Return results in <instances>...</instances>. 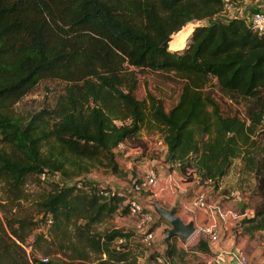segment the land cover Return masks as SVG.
Returning <instances> with one entry per match:
<instances>
[{
    "label": "trees",
    "instance_id": "obj_1",
    "mask_svg": "<svg viewBox=\"0 0 264 264\" xmlns=\"http://www.w3.org/2000/svg\"><path fill=\"white\" fill-rule=\"evenodd\" d=\"M241 1L0 0V264H138L132 233L94 231L128 213L127 195L84 176L99 167L118 174L115 148L146 125L161 132L166 162L195 167L198 180H217L241 156L262 198L244 231H264V147L260 160L250 151L264 117V35L244 18L220 17ZM142 71L183 80L168 110L151 93L135 97ZM211 78L248 100L245 120L221 114L203 91ZM46 79L64 83L54 103L17 116ZM30 177L47 188L34 213L19 215ZM184 255L171 242L164 264H203Z\"/></svg>",
    "mask_w": 264,
    "mask_h": 264
},
{
    "label": "rangeland",
    "instance_id": "obj_2",
    "mask_svg": "<svg viewBox=\"0 0 264 264\" xmlns=\"http://www.w3.org/2000/svg\"><path fill=\"white\" fill-rule=\"evenodd\" d=\"M257 1L244 5L228 6L225 10L226 15L237 14L240 8H243L245 11H251L252 8L257 7V4L263 5L264 3V0ZM260 9L264 10L263 7ZM221 18H225V16L222 14ZM184 40L183 34L176 36V44ZM137 78L138 81L135 89V97L137 99L143 100L146 98L147 93H151L163 101L166 110L177 102L181 83L183 82L181 78L172 73L158 74L152 71H142ZM63 84L60 81L52 79L41 81L15 106L14 112L17 116H25L27 113L37 111L40 107L52 105L55 98L62 92ZM203 91L209 93L215 100L223 116H237L245 120L247 99L223 93L214 78L209 80ZM160 135L162 134L159 129L154 127L149 128L146 125L138 133V140L126 141L123 143V146L118 145L115 148L116 161L120 170L118 174L112 173L109 169L99 167L92 169L88 175L84 176V178L95 180L100 186H109L112 190L120 191L127 195L128 198L135 197L140 204L151 212L153 220L150 224V229L154 230L155 237L153 244L149 248H146L140 242V235L134 230V217L129 213L123 215L118 213L112 218L94 225L96 233H103L114 228H120L128 233H132L133 236L127 244L138 264H161L164 259L163 255L166 246L164 242L165 231L171 226L157 214L153 204L166 206L165 208L167 209L172 208L168 206L173 204L177 215L180 211L186 213L183 217L178 216L181 219L183 218L182 220L185 223H188L189 221H193V216L198 210L201 211L194 204L190 205V201L195 197L193 189H196L197 185H203L202 189L208 191L207 199L211 205L225 211H235L239 214L247 212L251 215L250 211L254 213L255 208L262 202L256 173L247 167L248 165L244 163L241 156L233 159L226 174L217 180H198L195 167L189 166L187 170L183 171L177 166H170L166 162V146L163 144ZM252 139L254 144L250 151L257 160H260L264 147V117ZM149 167L155 169L159 182L160 179H163L161 180V192L157 197L152 196L148 191H141L139 193L132 191L133 183L142 179L145 170ZM173 172L177 176V179L174 181L172 180ZM168 176H171L169 182ZM175 181L179 184L193 181L191 185L185 187L182 201H180L179 186L174 184ZM45 188L47 187L38 183L36 179L32 177L28 178L23 186V197L18 202L19 204L16 206L15 213L19 215L34 213L36 210L35 204L38 199L37 196ZM164 188H166V191H163ZM170 189H172L173 194L170 193ZM4 190L3 184L0 183V197L2 198H5L6 195ZM166 194L176 195V197L171 200L172 202H169ZM126 204L127 201L123 205ZM10 211L12 212V210ZM242 219H230L227 228L222 224L220 225V243L227 242L233 244L234 247L238 245L237 248L240 249V246L248 257H250L251 253L257 256L259 251L263 249L264 231H255L252 234L246 233ZM200 224L202 223H198V227L195 225V234L188 240H181L177 236L169 238L170 243L174 242L178 249L184 250V258L190 263L202 261V249L199 247L200 240L204 242L203 246L208 248L207 254L209 253L210 244L200 231Z\"/></svg>",
    "mask_w": 264,
    "mask_h": 264
},
{
    "label": "built area",
    "instance_id": "obj_3",
    "mask_svg": "<svg viewBox=\"0 0 264 264\" xmlns=\"http://www.w3.org/2000/svg\"><path fill=\"white\" fill-rule=\"evenodd\" d=\"M257 0H242L241 5L255 2ZM258 2V1H257ZM228 6H233L231 3H226L224 8L220 14H223L225 18L224 20L232 17L239 16L244 18L246 24L258 35H264V10L260 9L261 6L257 4L256 8H252L251 11H245L243 8L238 10V13H232L231 15H226V9ZM119 146H123V143L118 144ZM43 177V176H42ZM162 186L160 185L157 173L154 168L149 167L144 172V177L133 183L132 191L141 192L148 191L152 196L157 197L161 192ZM207 190L201 189L197 191L195 197L193 199V204L197 209L206 210V211H215L216 215L223 222L228 223L231 220H240L241 218L251 217L253 212L250 211L249 215L247 212L243 214H239L235 211H225L220 208H215V206L211 205L207 199ZM128 213L134 217V230L136 233L140 235V242L146 248H149L153 242L155 237L154 230L150 229V224L152 223L153 217L151 212L145 208L142 204L138 202L135 197L128 198ZM151 206V205H150ZM203 236L207 238L208 242L214 243L219 241L220 231L219 227L215 223H208L203 225L200 228ZM123 239L119 238L116 240V243H122ZM262 247L264 248V239L262 241ZM30 247H26V251H29ZM227 257L232 258L236 264H249V259L246 254L241 249H230L225 251ZM221 255V253H220ZM219 254L213 252L209 248L208 254H203V264H223L219 257ZM41 261H46V257H41ZM165 263V259L161 262V264Z\"/></svg>",
    "mask_w": 264,
    "mask_h": 264
},
{
    "label": "crops",
    "instance_id": "obj_4",
    "mask_svg": "<svg viewBox=\"0 0 264 264\" xmlns=\"http://www.w3.org/2000/svg\"><path fill=\"white\" fill-rule=\"evenodd\" d=\"M261 7L264 8V5H262ZM167 178H168V182H169V179H171V176H168ZM175 179H177V176L173 172L172 173V180L174 181ZM161 180H163V179H160V183H161L160 185L162 186ZM192 183H193V181L179 184L178 182L175 181L174 184L179 186L180 201H182V199H183L185 187L187 185H191ZM196 185H197V183H196ZM202 187H203V185H199V186L197 185V188L193 189L194 194H196L197 191L201 190ZM170 190H171L170 193L173 194L172 189H170ZM163 191H166V188H164ZM171 194H166L167 195L166 197H168L167 199L169 200V202H172L171 200L176 197V195H171ZM193 199H194V197H193ZM192 204H193V200L190 201V205L191 206H192ZM164 207H166V206H164ZM168 207H174V205L172 204V205H170ZM185 214L186 213L184 211H180L178 213V215L180 217H183ZM193 221H194V224L196 225V227L199 226L198 223H202V224H200L201 225L200 227H202L203 225L208 224V223H215V224L218 225V227H220V225L222 224L225 228H227V224H228L226 222L221 221L219 219V217L216 215L215 211H206V210H201V211L198 210L193 216ZM219 231H220V229H219ZM209 244H210L209 248H210L211 251H213V252H215V253H217L219 255L221 253L219 259H220V261L223 264H236L235 261L232 258L227 257V255L225 254V251L230 250V249H238L237 248L238 245H235V247H234L233 244H229L227 242L221 244L220 243V238H219V241L214 242V243L209 242ZM239 248L241 249L240 246H239ZM246 256H247V254H246ZM249 256L250 257L247 256L248 259H249V264H264V248L261 251H259L257 256L255 254H252V253Z\"/></svg>",
    "mask_w": 264,
    "mask_h": 264
},
{
    "label": "water",
    "instance_id": "obj_5",
    "mask_svg": "<svg viewBox=\"0 0 264 264\" xmlns=\"http://www.w3.org/2000/svg\"><path fill=\"white\" fill-rule=\"evenodd\" d=\"M154 210L157 214L165 219L170 228L165 231L164 242L169 245L171 236H177L181 240H188L196 231V227L193 221L185 223L176 213V208L172 207L167 209L159 204H153Z\"/></svg>",
    "mask_w": 264,
    "mask_h": 264
},
{
    "label": "bare ground",
    "instance_id": "obj_6",
    "mask_svg": "<svg viewBox=\"0 0 264 264\" xmlns=\"http://www.w3.org/2000/svg\"><path fill=\"white\" fill-rule=\"evenodd\" d=\"M194 234H195V233H194ZM194 234H193V235H194ZM193 235H192V236H193ZM192 236H191V237H192Z\"/></svg>",
    "mask_w": 264,
    "mask_h": 264
}]
</instances>
